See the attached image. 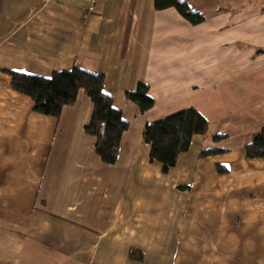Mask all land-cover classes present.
I'll use <instances>...</instances> for the list:
<instances>
[{
	"label": "crops",
	"instance_id": "0c3cea01",
	"mask_svg": "<svg viewBox=\"0 0 264 264\" xmlns=\"http://www.w3.org/2000/svg\"><path fill=\"white\" fill-rule=\"evenodd\" d=\"M179 1L203 20L155 0H0V264H264V160L244 151L264 126V0ZM75 66L104 73L129 123L115 163L85 131V92L53 117L11 84ZM140 83L146 112L126 97ZM191 107L208 130L164 172L144 127ZM240 125L242 143L202 155Z\"/></svg>",
	"mask_w": 264,
	"mask_h": 264
},
{
	"label": "trees",
	"instance_id": "16d2710c",
	"mask_svg": "<svg viewBox=\"0 0 264 264\" xmlns=\"http://www.w3.org/2000/svg\"><path fill=\"white\" fill-rule=\"evenodd\" d=\"M156 8L175 7L185 18L196 24L203 16L192 12L186 2L179 0H155ZM264 51V50H261ZM12 87L33 99V110L58 117L66 105L74 104L80 91L85 92L93 103V112L85 131L96 137L95 150L105 163H115L123 133L129 123L123 117L122 110L113 104V98L104 90L105 75L75 66L72 69L54 71L50 77L26 72L9 71ZM149 87L140 83L135 91H127L128 100L137 104L142 112L154 106V99L148 93ZM209 120L196 108H187L160 120L146 123L143 130L144 141L150 145V159L162 164L164 172L176 165L179 155L188 151L195 135L205 134ZM225 134L214 136L215 141L224 139ZM223 147H209L202 155L224 153ZM247 159L264 160V126L255 132L251 140L244 145ZM220 171H225L219 165ZM133 249L131 256L139 258L141 254Z\"/></svg>",
	"mask_w": 264,
	"mask_h": 264
},
{
	"label": "rangeland",
	"instance_id": "374dc122",
	"mask_svg": "<svg viewBox=\"0 0 264 264\" xmlns=\"http://www.w3.org/2000/svg\"><path fill=\"white\" fill-rule=\"evenodd\" d=\"M225 121V120H224ZM214 126H217V125H214ZM249 126H244V125H240V127H239V129L240 130H237L235 133H238V135L235 137V139H234V137L231 139L232 140V143L231 142H229V144H225V143H221L220 141H222V140H219L216 144H215V146L216 147H220V146H222V144H224V145H235L236 143H238V140L239 141H241V143H242V141H244V132H243V129L242 128H244V129H246V128H248ZM248 139V138H247ZM245 141H247V140H245ZM135 250H137V249H135ZM139 251V250H138ZM139 253V252H138ZM140 255V257L139 258H136V259H141L142 258V256H141V254H139ZM25 264V263H24ZM27 264V263H26ZM29 264H36V263H29ZM38 264V263H37ZM39 264H40V262H39ZM44 264H47L46 262H44Z\"/></svg>",
	"mask_w": 264,
	"mask_h": 264
}]
</instances>
